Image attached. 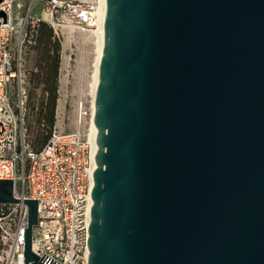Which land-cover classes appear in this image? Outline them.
<instances>
[{"label":"water","instance_id":"water-1","mask_svg":"<svg viewBox=\"0 0 264 264\" xmlns=\"http://www.w3.org/2000/svg\"><path fill=\"white\" fill-rule=\"evenodd\" d=\"M92 121L87 264H264V0H106Z\"/></svg>","mask_w":264,"mask_h":264},{"label":"built area","instance_id":"built-area-1","mask_svg":"<svg viewBox=\"0 0 264 264\" xmlns=\"http://www.w3.org/2000/svg\"><path fill=\"white\" fill-rule=\"evenodd\" d=\"M38 4L42 16L35 18ZM105 10L106 0L0 2V181L12 182L17 201L0 203V264H25L27 200L36 203L30 251L38 262L87 264L94 148L79 128L53 130L39 151L26 143L25 65L41 23L61 43L63 30L92 35L101 26L103 34Z\"/></svg>","mask_w":264,"mask_h":264},{"label":"rangeland","instance_id":"rangeland-1","mask_svg":"<svg viewBox=\"0 0 264 264\" xmlns=\"http://www.w3.org/2000/svg\"><path fill=\"white\" fill-rule=\"evenodd\" d=\"M42 5L38 4L33 16H42ZM60 63L57 78V100L53 130L72 132L80 129L87 137L90 128L92 90L94 84L95 38L94 34H80L69 30L61 32ZM69 36L72 37L71 41ZM38 49L28 53L27 102L24 105L25 141L32 147V138L37 119V105L41 99L38 88L29 83L30 74L38 66ZM80 119V120H79ZM79 121V123H78Z\"/></svg>","mask_w":264,"mask_h":264},{"label":"trees","instance_id":"trees-1","mask_svg":"<svg viewBox=\"0 0 264 264\" xmlns=\"http://www.w3.org/2000/svg\"><path fill=\"white\" fill-rule=\"evenodd\" d=\"M38 49V66L30 74L29 83L38 88L41 99L37 105V119L32 138L34 151H39L47 142L55 124L57 100V78L60 63V43L54 39L53 32L41 23L37 43L32 50Z\"/></svg>","mask_w":264,"mask_h":264},{"label":"bare ground","instance_id":"bare-ground-1","mask_svg":"<svg viewBox=\"0 0 264 264\" xmlns=\"http://www.w3.org/2000/svg\"><path fill=\"white\" fill-rule=\"evenodd\" d=\"M103 24V23H102ZM104 26V24H103ZM101 28V29H100ZM99 30H102V27L99 26L97 32L93 33L95 36V65H94V84H93V90H92V102H91V119H90V128H89V132H88V139L90 141V143L93 145V148H94V137L96 135V132H95V126L93 124V121H92V112H93V106H94V96H95V88H96V83H97V78H98V73H99V61H100V57H101V52H102V46H103V34H102V31L101 33L99 34L98 31ZM80 120V119H79ZM79 123V121H78ZM91 206H92V203H91Z\"/></svg>","mask_w":264,"mask_h":264}]
</instances>
